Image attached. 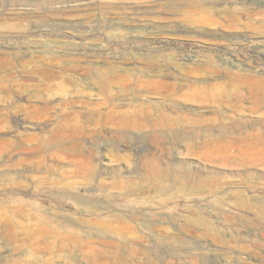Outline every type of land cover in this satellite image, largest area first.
<instances>
[{
	"label": "rangeland",
	"instance_id": "1",
	"mask_svg": "<svg viewBox=\"0 0 264 264\" xmlns=\"http://www.w3.org/2000/svg\"><path fill=\"white\" fill-rule=\"evenodd\" d=\"M211 3L238 25L185 19ZM258 21L264 0H0V264H264V98L229 64L264 54Z\"/></svg>",
	"mask_w": 264,
	"mask_h": 264
},
{
	"label": "bare ground",
	"instance_id": "2",
	"mask_svg": "<svg viewBox=\"0 0 264 264\" xmlns=\"http://www.w3.org/2000/svg\"><path fill=\"white\" fill-rule=\"evenodd\" d=\"M194 13L197 14V16H198L197 19L191 20V18H189V14L188 13L186 14V18L185 19L187 21L190 20L191 22L193 21L194 23L202 24V25H216L217 22L214 20L215 19L214 17L220 15L221 18L223 19V21L226 24L230 25L229 27H233L235 25H238V21H239L236 16H234L232 14H227L225 12H221V9L219 7H217L213 3L208 4L203 9H195L193 11V16L195 15ZM254 24L256 25V29L263 28L261 31H264V21H258V22L254 23ZM229 61H230V63H229L230 66L233 67V68H235L236 71H238V72H244L242 74L236 75L234 77V79L237 80L238 82L240 81L241 83H246L249 86L251 85L248 88L249 95L254 100L261 101L264 98V80L258 79L256 77H254V75H246V74H252V73L257 74V72L259 70H263V69H261L259 67L261 65L264 67V54H262L261 52H258V51L255 50L249 56L247 54H244V55H241V56L240 55H231ZM204 62H205L206 67L209 68L208 69V73L209 74H212V73H215L216 71H218L219 68L222 65L228 66L227 65L228 63L227 62L226 63L223 62L221 59H219L215 55L212 56V57H210V58L204 59ZM201 63H202V61H201ZM231 96H232V94H231ZM70 101L71 100H69V102ZM133 118L135 120H139V121L141 119V118H138V116H134ZM189 121L190 120H188V123H189ZM196 123H197V121H196Z\"/></svg>",
	"mask_w": 264,
	"mask_h": 264
}]
</instances>
